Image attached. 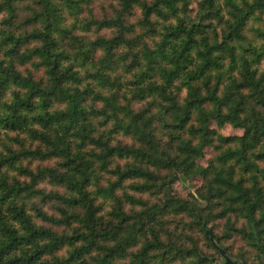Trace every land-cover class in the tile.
I'll use <instances>...</instances> for the list:
<instances>
[{
	"label": "trees",
	"instance_id": "16d2710c",
	"mask_svg": "<svg viewBox=\"0 0 264 264\" xmlns=\"http://www.w3.org/2000/svg\"><path fill=\"white\" fill-rule=\"evenodd\" d=\"M208 236L264 259V0H0V264H216Z\"/></svg>",
	"mask_w": 264,
	"mask_h": 264
},
{
	"label": "rangeland",
	"instance_id": "374dc122",
	"mask_svg": "<svg viewBox=\"0 0 264 264\" xmlns=\"http://www.w3.org/2000/svg\"><path fill=\"white\" fill-rule=\"evenodd\" d=\"M225 133H238L237 130L233 129H225ZM214 154V151L212 149H207L206 150V159H210ZM207 160L201 161L203 164H206ZM202 184L201 179H185L184 177H181L180 180H178L173 188L175 190V193L182 195V196H189L190 194H195L196 189ZM216 234V231H215ZM209 241L214 243L216 245V251H215V263L216 264H223V258L220 253V249H223L226 251V253L234 260L238 262L245 263L243 258L244 251L246 250V246L240 242V240H226L224 238L218 239V238H213L212 236H208ZM202 242L204 245H208L207 240L205 238L202 239ZM249 264H259L256 261H248ZM261 264H264V259H262Z\"/></svg>",
	"mask_w": 264,
	"mask_h": 264
},
{
	"label": "water",
	"instance_id": "95a60500",
	"mask_svg": "<svg viewBox=\"0 0 264 264\" xmlns=\"http://www.w3.org/2000/svg\"><path fill=\"white\" fill-rule=\"evenodd\" d=\"M220 253H221L222 258H223V264H245V263L238 262V261L232 259V258L226 253V251L223 250V249H220Z\"/></svg>",
	"mask_w": 264,
	"mask_h": 264
}]
</instances>
